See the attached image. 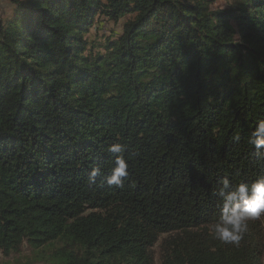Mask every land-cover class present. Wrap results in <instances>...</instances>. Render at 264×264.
Wrapping results in <instances>:
<instances>
[{
    "label": "trees",
    "instance_id": "trees-1",
    "mask_svg": "<svg viewBox=\"0 0 264 264\" xmlns=\"http://www.w3.org/2000/svg\"><path fill=\"white\" fill-rule=\"evenodd\" d=\"M0 254L50 264H264V215L214 237L220 182L264 177V0H7ZM121 33L88 38L98 21ZM240 139L237 140L236 137ZM128 161L108 185L109 146ZM101 174L94 182V168Z\"/></svg>",
    "mask_w": 264,
    "mask_h": 264
},
{
    "label": "clouds",
    "instance_id": "clouds-1",
    "mask_svg": "<svg viewBox=\"0 0 264 264\" xmlns=\"http://www.w3.org/2000/svg\"><path fill=\"white\" fill-rule=\"evenodd\" d=\"M236 139L239 140L240 137L237 136ZM248 142L258 153L264 149V120L257 123ZM108 151L115 156V161L106 180L108 185L120 187L128 177L129 164L124 155L125 147L121 143H115L109 146ZM100 174V168H94L89 181L94 182ZM216 194L222 204L219 217L212 226L214 237L225 244L239 245L248 229L247 222L264 215V177L258 178L251 185L247 182L234 185L230 179L224 178Z\"/></svg>",
    "mask_w": 264,
    "mask_h": 264
},
{
    "label": "rangeland",
    "instance_id": "rangeland-1",
    "mask_svg": "<svg viewBox=\"0 0 264 264\" xmlns=\"http://www.w3.org/2000/svg\"><path fill=\"white\" fill-rule=\"evenodd\" d=\"M229 0H211V9L222 10L227 7ZM5 6H9L7 0H0V18L5 11ZM122 20L114 24L112 22L98 21L93 24L88 34L89 39L96 42L106 38H113L121 33ZM52 246H43L39 249H31L24 244L17 253H12L7 257L0 254V264H50L49 259L53 252ZM155 264H159V248L153 249Z\"/></svg>",
    "mask_w": 264,
    "mask_h": 264
},
{
    "label": "crops",
    "instance_id": "crops-1",
    "mask_svg": "<svg viewBox=\"0 0 264 264\" xmlns=\"http://www.w3.org/2000/svg\"><path fill=\"white\" fill-rule=\"evenodd\" d=\"M7 3L9 6H5V11H4V13H2L1 18H4L5 16H8L11 13L12 5L8 1H7Z\"/></svg>",
    "mask_w": 264,
    "mask_h": 264
}]
</instances>
